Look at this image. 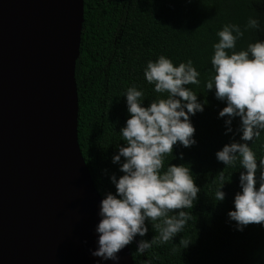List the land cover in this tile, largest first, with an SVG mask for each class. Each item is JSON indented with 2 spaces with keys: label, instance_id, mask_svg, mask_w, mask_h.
Segmentation results:
<instances>
[{
  "label": "trees",
  "instance_id": "trees-1",
  "mask_svg": "<svg viewBox=\"0 0 264 264\" xmlns=\"http://www.w3.org/2000/svg\"><path fill=\"white\" fill-rule=\"evenodd\" d=\"M83 23L79 57L75 65L78 96V143L94 185L103 198L115 191L109 175H122L111 157L118 151L120 128L130 114L125 97L127 87L143 89L147 106L157 93L146 82L143 69L147 61L163 54L175 65L192 60L200 73L199 85H189L198 100H206L203 112L190 117L195 128L196 144L185 148L173 146L168 164L189 166L194 183L200 187L183 231L166 244L155 245L143 254L135 252L139 239L155 235L150 221L144 237L137 236L129 244L134 264H264V227L249 224L242 231L229 222L227 212L234 208V194L240 191L242 168H230L218 161L215 152L239 134H225L224 118L218 111L225 102L214 96V89L204 84L213 74L210 57L216 32L226 23L244 27L249 16L259 15L264 27V4L256 0H83ZM256 39L264 40V32L249 30L237 41L236 51ZM239 118L232 121L235 131ZM248 143H251L250 141ZM257 164L264 157V132L250 144ZM183 154V158L179 157ZM123 159V158H122ZM106 170V171H105ZM227 180L223 201L216 202L215 191L220 172ZM260 170L257 169V176ZM259 183L255 185L258 187ZM178 211V210H173ZM190 243L184 247L182 241ZM192 241V242H191Z\"/></svg>",
  "mask_w": 264,
  "mask_h": 264
},
{
  "label": "water",
  "instance_id": "water-1",
  "mask_svg": "<svg viewBox=\"0 0 264 264\" xmlns=\"http://www.w3.org/2000/svg\"><path fill=\"white\" fill-rule=\"evenodd\" d=\"M83 7L0 0V61L21 49L0 67V264L99 259L90 249L102 197L77 135ZM118 255L119 264H134L128 245Z\"/></svg>",
  "mask_w": 264,
  "mask_h": 264
},
{
  "label": "clouds",
  "instance_id": "clouds-1",
  "mask_svg": "<svg viewBox=\"0 0 264 264\" xmlns=\"http://www.w3.org/2000/svg\"><path fill=\"white\" fill-rule=\"evenodd\" d=\"M256 3L264 4V0ZM249 30L264 32L259 15L249 16L243 28L226 23L216 32L218 40L212 44L210 57L213 74L204 84L205 90L214 89V96L225 102L217 114L218 118H224L225 134H239V140L230 139L215 152L224 166L246 170L239 174L240 191L234 194V208L227 212L228 221L235 222L239 231L249 224L264 227V157L258 165L256 153L250 147L264 132V40L256 39L236 51L237 41ZM143 75L153 85L152 91L159 95L144 106L143 89L132 85L122 94L130 116L119 131L125 144L117 145L118 151L111 157L122 175H109L115 191L105 192L99 204L97 246L90 249V254L99 258L95 264L105 261L119 264L118 253L134 238L147 233L146 220L155 235L136 242L138 255L172 241L190 220L191 213L186 210L193 208L201 191L189 166L165 167V157L172 156L174 145L188 148L197 142L190 117L203 112L207 101L198 100L197 92L188 86L200 84V73L191 59L174 66L170 58L161 54L155 61H147ZM237 117L239 123L234 131L232 121ZM178 155L183 158L182 153ZM225 182H230V176L226 180L221 171L216 202L225 198L222 191ZM257 182L259 186L255 187ZM182 243L187 247L190 241Z\"/></svg>",
  "mask_w": 264,
  "mask_h": 264
},
{
  "label": "bare ground",
  "instance_id": "bare-ground-1",
  "mask_svg": "<svg viewBox=\"0 0 264 264\" xmlns=\"http://www.w3.org/2000/svg\"><path fill=\"white\" fill-rule=\"evenodd\" d=\"M23 46H24V49H25L26 45H23ZM22 48H23V47H22ZM22 50H23V49H22ZM20 51H21V49H19V50L16 51L14 54H12V55H10L9 57H7L6 59L0 61V67L3 66V65L6 64V63L13 64V63H14V59H13V57H14L15 55H18Z\"/></svg>",
  "mask_w": 264,
  "mask_h": 264
}]
</instances>
